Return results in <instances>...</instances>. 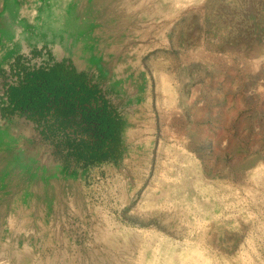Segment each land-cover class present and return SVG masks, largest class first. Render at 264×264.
I'll list each match as a JSON object with an SVG mask.
<instances>
[{"label": "rangeland", "instance_id": "rangeland-1", "mask_svg": "<svg viewBox=\"0 0 264 264\" xmlns=\"http://www.w3.org/2000/svg\"><path fill=\"white\" fill-rule=\"evenodd\" d=\"M59 63L116 112L109 159L12 102ZM198 242V264H264V0H0V264H179Z\"/></svg>", "mask_w": 264, "mask_h": 264}, {"label": "trees", "instance_id": "trees-1", "mask_svg": "<svg viewBox=\"0 0 264 264\" xmlns=\"http://www.w3.org/2000/svg\"><path fill=\"white\" fill-rule=\"evenodd\" d=\"M11 100L27 118L48 131L80 134L70 148L83 160H107L120 146V120L87 76L59 63L31 73L26 83L11 91Z\"/></svg>", "mask_w": 264, "mask_h": 264}, {"label": "bare ground", "instance_id": "bare-ground-1", "mask_svg": "<svg viewBox=\"0 0 264 264\" xmlns=\"http://www.w3.org/2000/svg\"><path fill=\"white\" fill-rule=\"evenodd\" d=\"M163 80H164V84H166V86H167L165 91H167V93L170 96V102H173L174 101L173 98H174V93L175 92H174V90L172 89V86H171V79L169 78V76H165L163 78ZM198 224L201 226L200 223H198ZM200 226H199V228H200ZM202 251H204V250H203V247H202L201 243L200 242L196 243L192 247V249L190 251L187 250V252L185 254L180 256L179 264H198L197 258H195L194 255H196V254H198L199 252H202ZM168 259H165L164 264H170V259L169 260ZM150 260H151V258H150ZM148 262L155 263V261H153V260L148 261Z\"/></svg>", "mask_w": 264, "mask_h": 264}]
</instances>
